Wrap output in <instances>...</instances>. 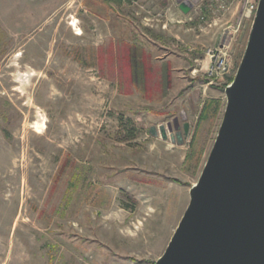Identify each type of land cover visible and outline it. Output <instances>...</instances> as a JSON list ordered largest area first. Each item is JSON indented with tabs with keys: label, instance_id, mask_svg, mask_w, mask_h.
Returning <instances> with one entry per match:
<instances>
[{
	"label": "rangeland",
	"instance_id": "1",
	"mask_svg": "<svg viewBox=\"0 0 264 264\" xmlns=\"http://www.w3.org/2000/svg\"><path fill=\"white\" fill-rule=\"evenodd\" d=\"M85 1L0 0V264H155L215 142L253 22L216 71L206 50L222 28L201 0ZM128 44L151 67L142 92Z\"/></svg>",
	"mask_w": 264,
	"mask_h": 264
},
{
	"label": "water",
	"instance_id": "2",
	"mask_svg": "<svg viewBox=\"0 0 264 264\" xmlns=\"http://www.w3.org/2000/svg\"><path fill=\"white\" fill-rule=\"evenodd\" d=\"M225 94L215 142L155 264H264V0Z\"/></svg>",
	"mask_w": 264,
	"mask_h": 264
},
{
	"label": "built area",
	"instance_id": "3",
	"mask_svg": "<svg viewBox=\"0 0 264 264\" xmlns=\"http://www.w3.org/2000/svg\"><path fill=\"white\" fill-rule=\"evenodd\" d=\"M259 0H201L205 5L208 18L214 26L220 25L221 37L217 47H209L206 55L214 63V70L226 71L231 66V58L228 57L235 36L239 29L248 20L253 21Z\"/></svg>",
	"mask_w": 264,
	"mask_h": 264
},
{
	"label": "trees",
	"instance_id": "4",
	"mask_svg": "<svg viewBox=\"0 0 264 264\" xmlns=\"http://www.w3.org/2000/svg\"><path fill=\"white\" fill-rule=\"evenodd\" d=\"M96 4L98 3H91V0H86L84 2V5L86 7H90L93 10H95ZM124 59L126 61V65L129 68L130 73L132 74V82H134V85L136 86V88H138V90H140L141 92L145 91L147 88L146 84L148 82V75L151 79L153 77L151 76V67L149 64L146 63L147 55L144 53L143 48L138 46L137 44H128L127 52L124 55ZM167 65L169 66V64ZM165 75L166 76L164 78L168 85L169 68H167ZM207 108L208 107H206L205 111H207Z\"/></svg>",
	"mask_w": 264,
	"mask_h": 264
},
{
	"label": "bare ground",
	"instance_id": "5",
	"mask_svg": "<svg viewBox=\"0 0 264 264\" xmlns=\"http://www.w3.org/2000/svg\"><path fill=\"white\" fill-rule=\"evenodd\" d=\"M75 23H76V22L72 23V25L76 26V24H75ZM77 34H78V35H80V34H81V32L79 31ZM35 128H36V132H38V133H41V132H42V130L46 128V125H45V124H43V126H42V127H40L39 125H36V126H35ZM17 196H18V195H17V191H15V192H14V194H13V196H12V198L14 197V198H15V200H17Z\"/></svg>",
	"mask_w": 264,
	"mask_h": 264
},
{
	"label": "crops",
	"instance_id": "6",
	"mask_svg": "<svg viewBox=\"0 0 264 264\" xmlns=\"http://www.w3.org/2000/svg\"><path fill=\"white\" fill-rule=\"evenodd\" d=\"M118 1V0H117ZM97 2V1H96ZM91 3H94V2H92L91 1ZM104 7H106L107 8V10L106 11H109V8H108V6H105L104 4H102ZM111 5L112 6H114V4L113 3H111ZM111 8V7H110ZM92 9V8H91ZM112 9V8H111ZM169 24H170V22H169V20L167 21V22H165L164 24H163V29L165 30V29H167V27H169Z\"/></svg>",
	"mask_w": 264,
	"mask_h": 264
}]
</instances>
